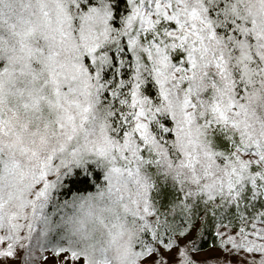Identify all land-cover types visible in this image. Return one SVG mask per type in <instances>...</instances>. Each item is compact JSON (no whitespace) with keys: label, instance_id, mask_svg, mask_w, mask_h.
Listing matches in <instances>:
<instances>
[{"label":"snow or ice","instance_id":"6c2138e0","mask_svg":"<svg viewBox=\"0 0 264 264\" xmlns=\"http://www.w3.org/2000/svg\"><path fill=\"white\" fill-rule=\"evenodd\" d=\"M0 264H264V0H0Z\"/></svg>","mask_w":264,"mask_h":264},{"label":"rangeland","instance_id":"374dc122","mask_svg":"<svg viewBox=\"0 0 264 264\" xmlns=\"http://www.w3.org/2000/svg\"><path fill=\"white\" fill-rule=\"evenodd\" d=\"M223 254L220 252L218 248L209 247L201 251L196 255L197 260H203L208 257L222 256ZM230 259H238V258H230Z\"/></svg>","mask_w":264,"mask_h":264},{"label":"trees","instance_id":"16d2710c","mask_svg":"<svg viewBox=\"0 0 264 264\" xmlns=\"http://www.w3.org/2000/svg\"><path fill=\"white\" fill-rule=\"evenodd\" d=\"M212 243H213L212 237L209 236L207 241L205 242L204 249L211 247Z\"/></svg>","mask_w":264,"mask_h":264}]
</instances>
